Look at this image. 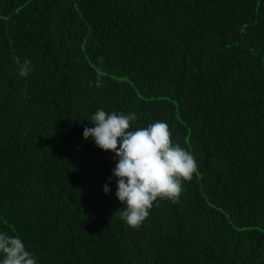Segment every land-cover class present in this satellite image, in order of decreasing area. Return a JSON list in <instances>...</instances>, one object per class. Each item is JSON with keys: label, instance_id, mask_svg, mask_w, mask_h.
I'll return each instance as SVG.
<instances>
[{"label": "trees", "instance_id": "16d2710c", "mask_svg": "<svg viewBox=\"0 0 264 264\" xmlns=\"http://www.w3.org/2000/svg\"><path fill=\"white\" fill-rule=\"evenodd\" d=\"M98 109L198 164L137 229ZM0 233L37 264H264V0H0Z\"/></svg>", "mask_w": 264, "mask_h": 264}, {"label": "clouds", "instance_id": "9594fccd", "mask_svg": "<svg viewBox=\"0 0 264 264\" xmlns=\"http://www.w3.org/2000/svg\"><path fill=\"white\" fill-rule=\"evenodd\" d=\"M32 71L31 61L25 59L19 65L18 75L27 77ZM102 84L98 74L96 86ZM136 119L135 112L108 113L98 109L90 120L94 127H85L83 131L85 140H93L98 148L111 151L118 158L112 176L117 178L116 196L123 205L120 218L134 229L141 226L158 200L178 203L184 182H190L198 172L193 154L172 143L167 123L156 121L130 130ZM103 190L110 191L108 184ZM0 254V264H37L18 236L0 233Z\"/></svg>", "mask_w": 264, "mask_h": 264}]
</instances>
